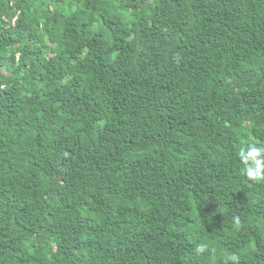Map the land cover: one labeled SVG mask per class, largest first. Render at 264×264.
<instances>
[{
    "label": "trees",
    "instance_id": "16d2710c",
    "mask_svg": "<svg viewBox=\"0 0 264 264\" xmlns=\"http://www.w3.org/2000/svg\"><path fill=\"white\" fill-rule=\"evenodd\" d=\"M0 264H264V0H0Z\"/></svg>",
    "mask_w": 264,
    "mask_h": 264
}]
</instances>
